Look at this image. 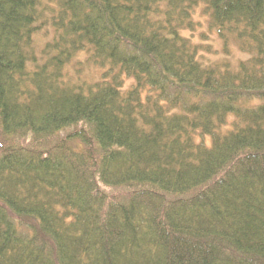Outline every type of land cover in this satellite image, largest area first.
Instances as JSON below:
<instances>
[{
    "label": "trees",
    "instance_id": "obj_1",
    "mask_svg": "<svg viewBox=\"0 0 264 264\" xmlns=\"http://www.w3.org/2000/svg\"><path fill=\"white\" fill-rule=\"evenodd\" d=\"M0 264H264V0H0Z\"/></svg>",
    "mask_w": 264,
    "mask_h": 264
},
{
    "label": "rangeland",
    "instance_id": "obj_2",
    "mask_svg": "<svg viewBox=\"0 0 264 264\" xmlns=\"http://www.w3.org/2000/svg\"><path fill=\"white\" fill-rule=\"evenodd\" d=\"M199 12L200 11H198V14L196 15V19H197V21H200L201 22V26L194 33V42L196 44H201L202 43L203 45L204 44L211 43L213 45L214 50L220 51L222 49L221 41L218 39L216 33L215 34H211L209 32V30H208V21L205 20V19H203V18H201ZM45 32L46 31L44 30L39 35H45ZM186 35L187 36L188 35L190 36V33H187ZM207 36H209V38H207ZM40 40H41V38H39V36H38V44L40 43ZM46 40L43 38L42 42L43 41H46ZM203 48L205 49L206 46L204 45ZM205 56H206V59L203 60L205 62H214V61L219 60V54H218V56H215V55H205ZM79 57H80L79 58L80 60L85 61V56L81 55ZM248 58H249L248 55L243 54V53L237 51L235 48L233 49V55H232V61L233 62H236L238 59H240V60H247ZM76 67H77V65H74V66L72 65L70 67V71L73 73V71H74V69ZM92 72L93 73L88 74L87 77L89 79H92L94 77L97 79L99 73H97V71L95 69Z\"/></svg>",
    "mask_w": 264,
    "mask_h": 264
}]
</instances>
